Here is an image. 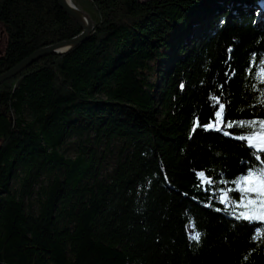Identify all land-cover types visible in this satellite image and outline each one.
I'll list each match as a JSON object with an SVG mask.
<instances>
[{
	"label": "trees",
	"instance_id": "1",
	"mask_svg": "<svg viewBox=\"0 0 264 264\" xmlns=\"http://www.w3.org/2000/svg\"><path fill=\"white\" fill-rule=\"evenodd\" d=\"M72 1L88 40L0 84V264H264V0ZM1 30L0 75L82 31L57 0H0Z\"/></svg>",
	"mask_w": 264,
	"mask_h": 264
},
{
	"label": "water",
	"instance_id": "2",
	"mask_svg": "<svg viewBox=\"0 0 264 264\" xmlns=\"http://www.w3.org/2000/svg\"><path fill=\"white\" fill-rule=\"evenodd\" d=\"M58 4L60 8L63 9V11L80 26V28L82 29L81 33L71 39L64 40L62 42L46 46L35 51L24 60L19 62L15 67L4 74H1L0 84L5 80L18 75L20 72H22L24 69L29 67L40 58L52 54L67 53L88 40L91 33L97 27L96 21L93 20V18L87 11L77 8L72 0H58Z\"/></svg>",
	"mask_w": 264,
	"mask_h": 264
},
{
	"label": "snow or ice",
	"instance_id": "3",
	"mask_svg": "<svg viewBox=\"0 0 264 264\" xmlns=\"http://www.w3.org/2000/svg\"><path fill=\"white\" fill-rule=\"evenodd\" d=\"M262 75H264V70H262ZM262 103H264V101H262ZM221 111H223V106H221ZM219 116L220 113H217V117ZM259 123L264 124V121H261ZM207 127L211 128L213 127V125L209 124L207 125ZM242 139H247L250 146L254 145L257 149H264V134H258L249 138L242 137ZM200 175L201 177H203L204 173H200ZM243 183L245 185L244 192L256 194L258 198L249 199L248 203L251 205L258 204V208L257 214L248 216L246 217V219H264V168H261L259 170H249L247 174L243 177ZM226 196L227 194H225V197ZM191 238L195 239L196 241H199L201 238V234L199 232H195Z\"/></svg>",
	"mask_w": 264,
	"mask_h": 264
},
{
	"label": "rangeland",
	"instance_id": "4",
	"mask_svg": "<svg viewBox=\"0 0 264 264\" xmlns=\"http://www.w3.org/2000/svg\"><path fill=\"white\" fill-rule=\"evenodd\" d=\"M58 1V0H57ZM73 2V1H72ZM74 3V2H73ZM75 5V4H74ZM76 6V5H75ZM77 7V6H76ZM77 8H79V7H77ZM81 9V8H80ZM255 16L257 17L256 19L259 21V22H261L262 21V18H260L259 16H258V14H257V12H255ZM92 17V16H91ZM94 20V19H93ZM1 36H3V38H2V41H1V46H0V54L2 53V49H3V47H4V45H5V43H6V36L4 35V32H2V30H1ZM170 61H168V60H165V62L164 63H162V70H166V68H168L169 66H170ZM163 71V72H164ZM258 142V141H257ZM78 144H79V142L77 141V140H75V139H70V140H68L67 142H66V144L63 146V150H64V152L68 155V156H70V157H72V158H74L76 155H77V146H78ZM117 144H115V146H114V149L112 150V151H110V150H107L106 151V156L104 157V159H103V161H102V163H100V165H101V168L104 170V172L105 171H110V170H112L115 166H116V160H117V157H118V148H117ZM254 146V145H253ZM255 147V146H254ZM256 148V147H255ZM257 149V148H256ZM105 149H104V147H98V153H100V154H102V152L104 151ZM257 150H264V149H257ZM13 187H17L18 186V184H17V182L16 181H13ZM228 199V197L226 196V197H224V200H227ZM28 204H30L29 206V208L27 209V210H29V209H32L33 211H35L36 213L38 212V204L36 203V201H35V199H33V200H31L30 202H28ZM192 229V228H191ZM190 233H191V237H192V235L194 234V231H193V233L190 231Z\"/></svg>",
	"mask_w": 264,
	"mask_h": 264
},
{
	"label": "bare ground",
	"instance_id": "5",
	"mask_svg": "<svg viewBox=\"0 0 264 264\" xmlns=\"http://www.w3.org/2000/svg\"><path fill=\"white\" fill-rule=\"evenodd\" d=\"M192 231V230H191Z\"/></svg>",
	"mask_w": 264,
	"mask_h": 264
}]
</instances>
